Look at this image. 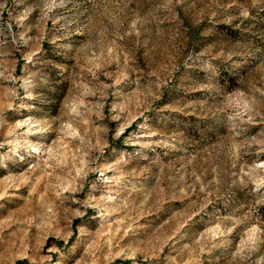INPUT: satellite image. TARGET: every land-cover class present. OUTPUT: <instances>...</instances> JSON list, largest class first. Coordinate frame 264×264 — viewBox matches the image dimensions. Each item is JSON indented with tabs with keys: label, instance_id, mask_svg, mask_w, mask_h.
<instances>
[{
	"label": "rangeland",
	"instance_id": "374dc122",
	"mask_svg": "<svg viewBox=\"0 0 264 264\" xmlns=\"http://www.w3.org/2000/svg\"><path fill=\"white\" fill-rule=\"evenodd\" d=\"M0 264H264V0H0Z\"/></svg>",
	"mask_w": 264,
	"mask_h": 264
}]
</instances>
